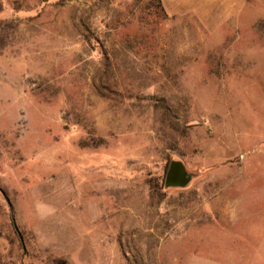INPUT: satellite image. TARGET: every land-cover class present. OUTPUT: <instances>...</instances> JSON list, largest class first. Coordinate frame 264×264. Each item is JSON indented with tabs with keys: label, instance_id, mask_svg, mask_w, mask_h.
Instances as JSON below:
<instances>
[{
	"label": "rangeland",
	"instance_id": "374dc122",
	"mask_svg": "<svg viewBox=\"0 0 264 264\" xmlns=\"http://www.w3.org/2000/svg\"><path fill=\"white\" fill-rule=\"evenodd\" d=\"M0 264H264V0H0Z\"/></svg>",
	"mask_w": 264,
	"mask_h": 264
},
{
	"label": "water",
	"instance_id": "95a60500",
	"mask_svg": "<svg viewBox=\"0 0 264 264\" xmlns=\"http://www.w3.org/2000/svg\"><path fill=\"white\" fill-rule=\"evenodd\" d=\"M191 179L181 161H171L165 174V187H185Z\"/></svg>",
	"mask_w": 264,
	"mask_h": 264
}]
</instances>
